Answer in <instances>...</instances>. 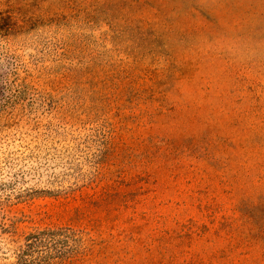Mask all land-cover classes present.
<instances>
[{
  "label": "rangeland",
  "instance_id": "1",
  "mask_svg": "<svg viewBox=\"0 0 264 264\" xmlns=\"http://www.w3.org/2000/svg\"><path fill=\"white\" fill-rule=\"evenodd\" d=\"M0 264H264V0H0Z\"/></svg>",
  "mask_w": 264,
  "mask_h": 264
}]
</instances>
